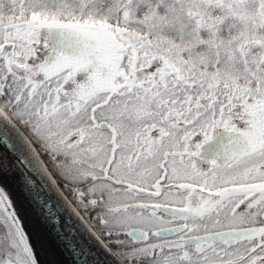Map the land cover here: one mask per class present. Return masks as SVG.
<instances>
[{
	"label": "snow or ice",
	"instance_id": "obj_1",
	"mask_svg": "<svg viewBox=\"0 0 264 264\" xmlns=\"http://www.w3.org/2000/svg\"><path fill=\"white\" fill-rule=\"evenodd\" d=\"M17 170L76 264H264V0H0V264H41Z\"/></svg>",
	"mask_w": 264,
	"mask_h": 264
},
{
	"label": "water",
	"instance_id": "obj_2",
	"mask_svg": "<svg viewBox=\"0 0 264 264\" xmlns=\"http://www.w3.org/2000/svg\"><path fill=\"white\" fill-rule=\"evenodd\" d=\"M11 177L18 191L19 200L24 209L28 211L27 217L32 223L33 228H25L29 238H36V235L39 234L44 235L64 264H76L72 246L76 245L78 247L77 241L84 239L86 235L82 232L80 222L71 214L64 202L57 196L51 186L47 184L46 180H40L33 176V179L37 181V189L33 190L21 182L19 170L15 171ZM41 196L45 202L51 203L58 217V223L53 222L48 216L44 204L40 202L39 197ZM30 243L33 246L31 239Z\"/></svg>",
	"mask_w": 264,
	"mask_h": 264
},
{
	"label": "bare ground",
	"instance_id": "obj_3",
	"mask_svg": "<svg viewBox=\"0 0 264 264\" xmlns=\"http://www.w3.org/2000/svg\"><path fill=\"white\" fill-rule=\"evenodd\" d=\"M3 186L10 196L13 208L22 221L24 228H33L30 219L27 217L28 211L24 209L19 200L18 191L11 176L4 182ZM33 238L30 237L33 246L35 245L34 248L38 251L37 255L41 256V264H64L58 253L44 235L39 234L36 235V238Z\"/></svg>",
	"mask_w": 264,
	"mask_h": 264
},
{
	"label": "rangeland",
	"instance_id": "obj_4",
	"mask_svg": "<svg viewBox=\"0 0 264 264\" xmlns=\"http://www.w3.org/2000/svg\"><path fill=\"white\" fill-rule=\"evenodd\" d=\"M5 188V187H4Z\"/></svg>",
	"mask_w": 264,
	"mask_h": 264
}]
</instances>
